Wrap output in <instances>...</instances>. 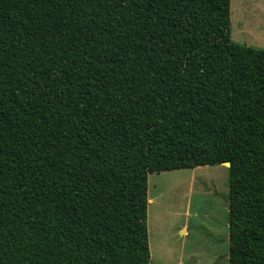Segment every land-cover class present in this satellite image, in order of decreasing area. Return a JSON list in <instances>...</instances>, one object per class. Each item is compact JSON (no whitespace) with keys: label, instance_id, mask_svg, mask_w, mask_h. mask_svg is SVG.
Wrapping results in <instances>:
<instances>
[{"label":"trees","instance_id":"trees-1","mask_svg":"<svg viewBox=\"0 0 264 264\" xmlns=\"http://www.w3.org/2000/svg\"><path fill=\"white\" fill-rule=\"evenodd\" d=\"M227 162L228 264H264V49L231 0H0V264H153L149 175Z\"/></svg>","mask_w":264,"mask_h":264},{"label":"rangeland","instance_id":"rangeland-1","mask_svg":"<svg viewBox=\"0 0 264 264\" xmlns=\"http://www.w3.org/2000/svg\"><path fill=\"white\" fill-rule=\"evenodd\" d=\"M231 35L264 49V0H231ZM148 184L153 264H228V167L153 173Z\"/></svg>","mask_w":264,"mask_h":264},{"label":"water","instance_id":"water-1","mask_svg":"<svg viewBox=\"0 0 264 264\" xmlns=\"http://www.w3.org/2000/svg\"><path fill=\"white\" fill-rule=\"evenodd\" d=\"M223 165H224V166H227L228 168H230V167H231V164H230L229 162H227V163H224Z\"/></svg>","mask_w":264,"mask_h":264}]
</instances>
